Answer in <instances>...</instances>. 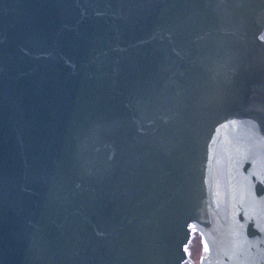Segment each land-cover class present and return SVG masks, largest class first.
I'll list each match as a JSON object with an SVG mask.
<instances>
[{"label": "water", "instance_id": "1", "mask_svg": "<svg viewBox=\"0 0 264 264\" xmlns=\"http://www.w3.org/2000/svg\"><path fill=\"white\" fill-rule=\"evenodd\" d=\"M264 264V0H0V264Z\"/></svg>", "mask_w": 264, "mask_h": 264}, {"label": "rangeland", "instance_id": "2", "mask_svg": "<svg viewBox=\"0 0 264 264\" xmlns=\"http://www.w3.org/2000/svg\"><path fill=\"white\" fill-rule=\"evenodd\" d=\"M203 247V239L199 232L194 231L189 244L187 245L188 253L193 259L194 263H199L201 252ZM183 264H191L185 261Z\"/></svg>", "mask_w": 264, "mask_h": 264}, {"label": "flooded vegetation", "instance_id": "3", "mask_svg": "<svg viewBox=\"0 0 264 264\" xmlns=\"http://www.w3.org/2000/svg\"><path fill=\"white\" fill-rule=\"evenodd\" d=\"M193 260V259H192ZM192 264V263H191Z\"/></svg>", "mask_w": 264, "mask_h": 264}]
</instances>
